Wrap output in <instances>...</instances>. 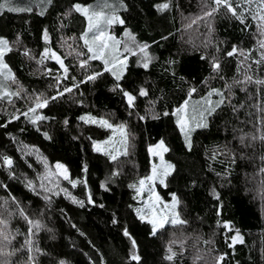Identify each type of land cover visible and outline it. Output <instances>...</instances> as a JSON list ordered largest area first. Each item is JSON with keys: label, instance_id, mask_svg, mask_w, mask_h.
Returning <instances> with one entry per match:
<instances>
[{"label": "trees", "instance_id": "16d2710c", "mask_svg": "<svg viewBox=\"0 0 264 264\" xmlns=\"http://www.w3.org/2000/svg\"><path fill=\"white\" fill-rule=\"evenodd\" d=\"M99 1L12 0V7L32 10L0 12V37L13 49L5 56L16 77L9 87L21 90L11 102L0 99V154L13 161L9 168L0 159V220L15 236L8 250H18L7 258L10 264H33L30 255L34 264H216L220 256L219 264H264V84L255 83L264 80L257 44L264 37L257 21L243 7H237L243 19L225 8L204 17L210 0H170L163 12L156 5L164 0H110L124 21L112 25L111 33L124 41L127 30L139 44L149 45L152 58L145 68L137 54L123 53L127 64L117 82L101 60L80 66L90 55L80 39L87 22L73 5ZM233 47L236 54L228 56ZM45 48L64 60L66 77L56 61L39 63ZM96 72L102 74L87 79ZM117 83L136 97L134 106L113 90ZM64 88L72 91L58 96ZM140 89L147 94L141 96ZM212 89L224 94V103L208 112L206 127L192 125L189 147L173 113L185 100H204ZM39 94L57 98L37 110L47 119L34 125L20 113ZM213 99L215 104L220 97L213 94ZM85 115L124 124L127 154L112 160L95 151L93 141L106 139L110 130L85 123L80 119ZM160 141L174 167L157 190L166 201L175 194L186 223L166 224L152 235L151 225L137 216L139 201L129 185L138 186L151 174L149 148ZM45 161L52 172L57 162L63 164L69 179L57 175L52 184L42 181ZM71 181H78L75 187ZM42 182L53 191L41 188ZM19 209L41 224L31 237V253L22 247L30 225ZM237 230L243 242L233 245ZM133 239L138 262L129 258ZM172 241L176 256L169 261Z\"/></svg>", "mask_w": 264, "mask_h": 264}, {"label": "snow or ice", "instance_id": "6c2138e0", "mask_svg": "<svg viewBox=\"0 0 264 264\" xmlns=\"http://www.w3.org/2000/svg\"><path fill=\"white\" fill-rule=\"evenodd\" d=\"M236 4V7L233 5ZM12 0H0V12L4 10L8 11H31V8L27 9H20L12 7ZM253 5H255L253 7ZM170 0H164V2L159 3L156 5V8L158 11H165L170 8ZM121 7H123V4L121 3ZM237 7H243L244 12H247L249 15H251L252 19L257 21V30L261 37H264V0H210L208 4H206L207 10L204 12V17H211L215 13H217L221 8H225L228 12H230L233 16L237 17L238 19L244 18V12H238ZM103 8H111V12H107L104 10L96 11L93 6L88 5H81L79 3L73 5V10L80 13L86 20V28L83 31V33L80 36V39L83 41L84 47L87 49V52L90 54L86 59H83L80 61V66L85 67L88 65L89 60H101L104 64V70L111 72L112 76L115 77V80L119 82L122 79L123 71L122 69L126 67L127 64V57L123 56L120 51L121 46V40L116 39L115 36H113L108 29L114 25V24H123L124 21L121 19V17L117 14V9L115 5L109 4L107 0H105ZM43 13H41L42 15ZM204 17H198L197 19H203ZM196 21L194 20L193 23ZM191 25H189L190 27ZM125 37L126 39L123 42V53H127L129 55H136L140 54L141 56V62L143 64V67L147 68L149 62L151 61V56L148 54V47L147 44H138L136 42L135 37L128 32L125 31ZM44 39H48L47 30L44 32ZM258 47L261 50V60H264V38L257 41ZM69 48H71V45H69ZM13 49L10 46V42L8 39L4 37H0V99H7L11 102L12 97H19L21 95V90L12 91L9 87V84L16 83V77L12 72V69L9 67V65L5 61V56L12 52ZM237 49L233 47L232 51L228 52V56H233L236 54ZM25 55H29V53L26 51L24 53ZM71 54V53H69ZM241 55H246L244 52L240 53ZM78 56H83V52L77 53ZM45 59H52L55 60L59 65L60 68L63 69V72L65 73V77L68 72V68L64 64V60L61 58L60 55H58L55 51H52L49 48H45L43 53L41 54V59L39 63L43 64ZM261 61H256V63H260ZM213 70L217 71L220 68V64L215 59L213 60ZM50 71V70H49ZM102 73L96 72L93 75H89L87 77L88 80H95L99 75ZM60 77H57V80L59 81ZM245 80L248 82H252V78L249 76H245ZM257 84H264V80H257L255 81ZM75 86V85H74ZM119 89L123 92L124 97L127 99V103L130 107L134 106V101L136 97L132 95L130 92L124 91L123 89H120L119 83L116 84V87L113 89L114 91ZM71 88H64L63 92H58L57 95L61 96L64 94V92H71ZM195 89H191L189 92V96H191V92H194ZM141 96L146 95V91L144 89H140ZM213 94L218 95L220 99L215 102L213 106V101L211 100V97ZM57 97H51L47 98L44 97L43 94L36 95L34 97H31L32 103L28 107L27 111L20 113V115L27 118L32 124H36L38 121L47 119V117H44L43 115L37 114L38 109H43L47 107L49 103V99L55 100ZM225 97L224 94L218 90V89H212L209 91L207 97L204 98V102L209 105V108L207 111L209 114L212 111H215L216 107H219L220 104L224 103ZM188 105L189 101L185 100L184 103L175 110L173 115L177 117L176 123L180 128L181 133L184 135L185 141L188 144L189 147H191V133L195 129L193 128L192 124L193 121H195V117H189L188 115ZM165 115H168V113H164ZM19 115H14L12 119H19ZM144 117H141L143 119ZM80 119L84 121L85 123H91V124H98L99 126L107 129H111L113 132V137H115L117 134L121 137L119 143L123 145H127L128 141V133L126 130V126L124 124L113 126L112 123L109 122V120L104 118H96L91 115H85L81 116ZM201 121H203V114H201ZM67 123V121H65ZM195 127H206V124L203 122H199L195 124ZM45 136H47V133H45ZM255 139V137H253ZM261 139H264V137H261ZM94 150L97 152H104L105 155H109L112 160H116L117 156L120 154L119 150L114 147L112 144V137H109L108 140L97 142L93 141ZM109 147L112 148V151H109ZM168 149L164 145L163 141H160L155 147H150L149 152L153 156H159L161 164L158 167L156 164H153L151 174L149 176H146L144 178H141L138 181L139 187H137L136 184L129 185V187H132L136 190L138 196L143 193L145 189L149 192V200L146 202L145 208H138L136 209L137 216L141 221H146L148 224L151 225V234L156 235L157 231L159 229H162L165 227L166 224H172V225H179V224H185L186 221L182 220L179 216V213L176 211V207L179 203V200L175 196V194H172V202L171 204L163 203L161 198L158 194L155 193L154 186L149 187V185H154L156 181H159L160 184H164L165 180L164 178L167 177L170 174V170L174 167L171 164H165L163 153L167 152ZM115 152V154H113ZM123 154H127L126 151ZM0 159H2L3 164L8 166L9 168L12 166L13 161L11 157L7 155L0 154ZM45 168L46 172L41 177V180H47L49 184H52L53 181L51 177L53 176H62L65 180L69 179L67 168L57 162L55 165V172H52L47 168V162L45 161ZM78 181H71L72 186L75 187L76 183ZM103 186V185H102ZM29 188H33V185L31 181L28 183ZM41 188H44L45 191H53V188L46 187V185L42 182L40 184ZM34 190V189H33ZM45 199H48L46 196ZM74 202L80 203L81 206H83V201H76L75 198H73ZM89 201L91 202V197L89 196ZM7 203V202H5ZM19 213L21 216L24 217V219L27 221V223L30 225L28 229V238L25 239L24 245L22 247H27L28 251L31 253L33 251V241L31 239L32 235L34 234V231H38L41 227L40 222L33 221L31 219H28V217L24 214L23 209H19ZM7 221L6 220H0V264H10V261L7 259L8 257H11L15 255V251H9L8 246L11 244L12 240L15 238V236L7 231ZM226 228L229 227L227 223L224 225ZM124 234L126 236L129 235L127 229H125ZM232 244L234 245L236 242H243L242 238L239 236V232L237 230V234L231 237ZM176 241L170 242L168 248H167V254L166 259L169 261H172L174 257L176 256V252L173 251L172 245L175 244ZM231 246V245H230ZM136 242L133 239L132 240V252L130 254V260L132 261H139L140 257L138 254H136ZM36 252H39V249H35ZM224 259L223 256H220L216 260V264H219L220 261ZM29 261H32L34 264V257L29 256ZM63 264V262H61Z\"/></svg>", "mask_w": 264, "mask_h": 264}, {"label": "rangeland", "instance_id": "374dc122", "mask_svg": "<svg viewBox=\"0 0 264 264\" xmlns=\"http://www.w3.org/2000/svg\"><path fill=\"white\" fill-rule=\"evenodd\" d=\"M104 2H105V0H101V1H99V2H97V3H95V4H90V5L93 6V8H94L96 11L104 10V11H107V12H111V10H112L111 8H107V9L103 8ZM107 2H108L109 4L114 5L113 2L110 1V0H107ZM85 6H88V5H85ZM118 15H119V14H118ZM108 31L111 33L110 28L108 29ZM111 34L113 35V33H111ZM113 36H115V35H113ZM116 39H118V38L116 37ZM125 39H126V37H125ZM125 39H124V40H125ZM119 40H120V39H119ZM121 42H122V43H121V46H120V51H121V53L123 54V42H124V41L121 40ZM136 42H137V41H136ZM137 43H138V42H137ZM138 44H139V43H138ZM137 55H138V56L140 57V59H141L140 54L138 53ZM122 58H123V56H122ZM124 69H125V68L122 69L123 72H124ZM211 100L213 101V106H214V99H213V96L211 97ZM208 108H209V105L206 104V103L204 102V100L189 101V105H188V115H189L190 118H191V117H195V121H193V124H196V123H199V122H203V123L206 122L205 119H206V116H207V114H208V111H207ZM201 114H203V121H201ZM193 124H192V125H193ZM113 126H116V125H113ZM109 130H110V131H109V132H110L109 136H107L106 139L100 140V141H98V142L106 141V140L109 139V137H112V144L114 145V147H115L116 149L119 150L120 154L123 153V152H125L127 146H125V145L119 143V141H120V139H121V137L119 136V134H117L115 137H113V132H112V130H111V129H109ZM163 142H164V141H163ZM158 143H159V142H158ZM158 143H157V144H158ZM157 144H156V145H157ZM164 145L166 146L165 143H164ZM151 147H155V145H153V146H151ZM166 147H167V146H166ZM109 151H112V148H111V147H109ZM165 153H166V152L163 153L164 163H165V164H171L170 162H168V161L166 160V158H165ZM113 154H115V152H113ZM120 154H119V155H120ZM153 164H156L158 167L160 166L161 161H160V157H159V156H153V155H152V166H153ZM171 165H172V164H171ZM172 169H173V168H172ZM172 169L170 170V172L172 171ZM68 176H69V173H68ZM166 178H167V177L164 178L165 182H166ZM158 184H160L159 181H156V182L154 183V185H149V187H153V186H154L155 193L159 195V197L161 198V200H162L163 203L171 204L172 200H171V201H166V200H165V199L159 194V192H158V190H157V185H158ZM164 184H165V183H164ZM137 187H139V184H138ZM136 195H137V200L139 201V203L137 204L136 209H138V208H145L146 202L149 200V192L147 191V189H145V190L143 191V193L140 194L139 196H138V194H137V192H136ZM176 211L179 213V211H178V205H177V207H176ZM179 216H180V214H179ZM180 218H181V216H180Z\"/></svg>", "mask_w": 264, "mask_h": 264}, {"label": "water", "instance_id": "95a60500", "mask_svg": "<svg viewBox=\"0 0 264 264\" xmlns=\"http://www.w3.org/2000/svg\"><path fill=\"white\" fill-rule=\"evenodd\" d=\"M58 54V53H57ZM55 61V60H54Z\"/></svg>", "mask_w": 264, "mask_h": 264}]
</instances>
